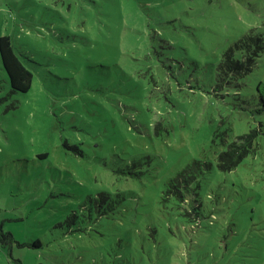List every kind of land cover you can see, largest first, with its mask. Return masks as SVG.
<instances>
[{"label": "rangeland", "instance_id": "rangeland-1", "mask_svg": "<svg viewBox=\"0 0 264 264\" xmlns=\"http://www.w3.org/2000/svg\"><path fill=\"white\" fill-rule=\"evenodd\" d=\"M96 1L0 0L34 74L7 97L0 57V225L25 245L0 243V264H264V53L217 86L223 52L264 34V0ZM260 123L237 169L178 177ZM103 192L123 204L65 224Z\"/></svg>", "mask_w": 264, "mask_h": 264}, {"label": "trees", "instance_id": "trees-1", "mask_svg": "<svg viewBox=\"0 0 264 264\" xmlns=\"http://www.w3.org/2000/svg\"><path fill=\"white\" fill-rule=\"evenodd\" d=\"M105 1L112 5L119 2V0ZM94 2L95 5L93 10L100 7V4L96 0H94ZM263 53L264 34L258 32L256 29H250L223 52L217 68V86L219 88L230 87L238 79L248 76L256 67L258 58H260ZM0 57L3 70L8 76L10 85V91L7 93V97L17 93H28L32 89L34 74L28 67L27 62L30 64L33 63V60L30 58L26 59L16 46L13 45L12 39L8 35L0 37ZM258 97L259 99H256L255 103L256 108L252 111L253 114L264 113V86H258ZM1 101L2 99L0 102ZM13 106L14 108L17 107L15 104H13ZM162 124L163 123L158 122L155 125L157 135L161 134L163 128ZM262 126L263 124L260 123V125L250 129L247 133L239 135L229 141L226 145L227 147L220 151L213 160H193L191 164L181 171L178 177L184 179L188 184L193 183L196 180L195 174H203L206 170L213 168V161L215 160V164L221 172H231L237 169L247 157L255 155L262 147ZM39 157L46 158L47 154H43ZM122 204L123 199L111 193L103 192L98 195V199L96 197H88L86 201L79 205L80 212H72L68 215L65 224L72 227L76 225L79 218L91 217L94 212L107 214L110 211H114ZM77 229L80 230L81 228L79 227ZM72 232H74V230ZM0 243L3 247H8L10 249L14 243H17L19 246H25L17 242L12 233L5 232L2 225H0ZM33 246H42V242L38 240L34 242ZM12 259L13 264H22L21 260Z\"/></svg>", "mask_w": 264, "mask_h": 264}]
</instances>
